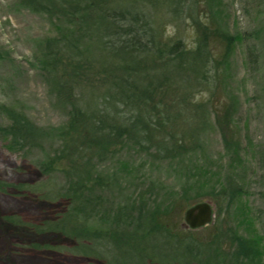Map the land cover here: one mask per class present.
<instances>
[{"label": "trees", "instance_id": "16d2710c", "mask_svg": "<svg viewBox=\"0 0 264 264\" xmlns=\"http://www.w3.org/2000/svg\"><path fill=\"white\" fill-rule=\"evenodd\" d=\"M208 1L20 0L57 30L54 37L38 44L33 60L52 86L56 102L64 107L66 121L46 131L18 110L2 105L8 123L0 125V135L5 148L16 153L41 150L49 137L55 138L58 149L39 161L38 168L46 175L60 172L66 185L59 190L52 188L56 185L44 186L38 191L40 199H63L60 212L33 224L16 215H3L1 230L21 242L30 237L36 242L26 246L34 250L93 260L99 257L108 264H264L258 239L238 235L236 226L206 240L177 233L168 222L173 204L160 199L151 204L150 198L130 199L131 207L124 213H104L109 220L101 231L91 228L96 214L91 200L97 198L96 189L106 188L94 167L95 160L131 144L149 148L162 159L184 162L185 140L173 128L177 120H190L191 116L179 112L172 91L180 88L191 94L193 89L215 87L229 52L243 38L221 27L217 21L220 11L209 7ZM187 20L194 30L189 47L176 35L164 32L167 26L176 30L177 23ZM251 36L255 43L246 47L244 62L259 79L264 95V17ZM210 40L223 45L219 58L212 56ZM5 54L0 51V60ZM221 108V113L212 111V120L231 161L241 149L233 136L230 108ZM59 163L63 165L57 170ZM230 164L228 169L235 171ZM193 170L199 173L189 175L187 171L179 189L181 201H195L208 187L206 196L215 195L226 208L241 194L235 174L222 175V180L216 177L210 183L213 173L209 171L205 177L206 170L198 162ZM10 189H17L22 197L33 195L28 186L0 181L1 193ZM85 206L90 208L89 215Z\"/></svg>", "mask_w": 264, "mask_h": 264}, {"label": "rangeland", "instance_id": "374dc122", "mask_svg": "<svg viewBox=\"0 0 264 264\" xmlns=\"http://www.w3.org/2000/svg\"><path fill=\"white\" fill-rule=\"evenodd\" d=\"M208 6L212 9L217 7L220 11L217 21L221 27L226 28L230 35H242L243 38L229 52L226 68L215 87L203 91L193 89L191 94L180 88L172 91V99H178L179 112L191 116L190 120H177L173 128L174 133L185 140L184 162L179 164L162 159L149 148L131 144L95 160L94 167L106 183V188L96 189L97 198L91 200L95 202L96 212L91 228L101 231L104 222L109 220L103 217L104 213H124L131 207L130 199L140 196L144 201L150 198L149 204L158 199L162 203L172 202L173 210L168 222L177 233H190L195 239L206 240L225 228L236 226L238 235L257 238L264 251V95L259 79L244 62L246 47L255 43L251 33L260 26L264 17V0H209ZM192 27L189 20L181 21L177 23L176 30L167 26L164 32L176 35L189 47L194 40ZM56 33L50 20L22 6L20 0H0V51L6 53L0 60V125L8 123L1 111L2 105L18 110L32 124L46 131L65 123L64 107L56 102L52 86L33 60L38 44ZM209 43L212 56L219 58L223 45L211 40ZM197 105L202 108H197ZM222 105L230 108L233 136L241 149V153L231 161L224 153L219 129L212 120V111L219 110L221 113ZM49 140L41 150L28 149L16 153L5 148L6 141L0 135V181L13 186H28V190L33 192L29 197L17 195V189H10L6 194L0 192V217L16 215L22 221L33 224L62 210L63 199L37 198L40 188L56 185L52 188L58 187L59 190L66 182L60 172L46 175L38 168L39 161L58 149L59 142L52 137ZM196 162L206 170L205 177L208 178L209 171L213 173L210 183L216 177L222 180V175L235 174L241 194L229 207L224 208L215 195L206 196L208 187L201 190V197L195 201L180 200L179 189L187 171L189 175L199 173L193 170ZM230 162L235 171L228 169ZM61 163L55 169L58 170L63 165ZM203 201L212 207L213 222L194 230L184 227V211ZM85 213H91L89 207H86ZM31 242L36 241L26 237L21 242L0 227V264H108L99 257V260H93L65 252L34 250L26 246ZM63 243L66 245V242ZM156 246L160 244L157 242ZM100 248L98 246L97 251Z\"/></svg>", "mask_w": 264, "mask_h": 264}, {"label": "water", "instance_id": "95a60500", "mask_svg": "<svg viewBox=\"0 0 264 264\" xmlns=\"http://www.w3.org/2000/svg\"><path fill=\"white\" fill-rule=\"evenodd\" d=\"M212 207L208 202L195 203L183 213V226L190 229L205 227L213 222Z\"/></svg>", "mask_w": 264, "mask_h": 264}]
</instances>
